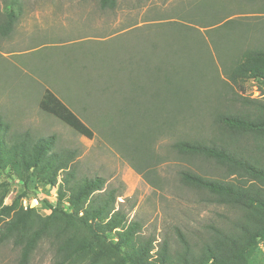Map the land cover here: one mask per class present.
I'll return each instance as SVG.
<instances>
[{
    "label": "rangeland",
    "instance_id": "obj_1",
    "mask_svg": "<svg viewBox=\"0 0 264 264\" xmlns=\"http://www.w3.org/2000/svg\"><path fill=\"white\" fill-rule=\"evenodd\" d=\"M3 4L0 0V27L7 19ZM17 6L19 20L7 35L0 30V114L9 125L6 138L24 131L34 137L55 135L54 149L73 154L76 176L102 177L104 189L119 194L117 207L141 224L144 237L154 236L155 244L166 238L171 251L178 249L176 228L191 243L204 239L209 226L220 224L228 211L183 186L178 173L191 168L218 178L226 172L171 149L181 134H208L211 119L198 97L190 102L196 125L176 126L169 133L159 122L167 108L159 96H165L161 83L180 75L186 62L212 60L216 77L208 104L220 105L214 96L231 95L222 72L231 55L264 40V26L255 25L264 24V0H117L113 9H101L98 0H19ZM226 19L231 26L223 27ZM243 85L245 96L264 99L262 81ZM46 89L68 104L92 134L52 114L43 101ZM121 90L136 92H130L128 102L114 99L112 94ZM1 178L11 184L2 204H10L22 180L10 170ZM59 185L60 177L52 185L38 178L21 205L33 202L46 214L41 203L54 205ZM19 254L11 241H0V264H20ZM53 259L54 247L44 237L26 264ZM247 263L264 264V241Z\"/></svg>",
    "mask_w": 264,
    "mask_h": 264
},
{
    "label": "trees",
    "instance_id": "obj_2",
    "mask_svg": "<svg viewBox=\"0 0 264 264\" xmlns=\"http://www.w3.org/2000/svg\"><path fill=\"white\" fill-rule=\"evenodd\" d=\"M18 1L4 0L7 19L0 27L4 35L11 31L17 18ZM98 2L101 9H113L117 0ZM231 23V19H226L222 25L229 27ZM255 25L264 26L262 21ZM231 56L222 71L231 95L214 96L222 102L218 106L208 104L214 95L209 85L216 77L212 60L201 64L186 62L180 75L167 77L161 83L165 96L158 95L167 102V108L159 122L169 133L176 132V126L196 125L195 108L190 102L198 97L211 119L208 134H181L171 142V149L187 160L211 163L226 172L217 178L191 168L179 171L183 186L206 194L211 204L228 212L221 216L220 224L210 225L206 237L197 242H189L176 228L178 249L174 251L166 238L155 244L154 236L141 234V224L128 220L117 207L119 194L104 189L102 177H77L71 166L73 154L54 149L55 135L34 137L24 131L7 139L9 125L0 114V174L10 170L22 180L14 200L4 205L2 201L11 184L5 178L0 180V241L9 240L19 248L20 264L28 262L44 237L54 247L50 264H248L253 251L264 241V99L242 92L249 79L264 83V40ZM145 88L149 92L148 85ZM130 92L121 90L112 95L126 101L130 100ZM43 101L52 114L81 132L92 134L72 108L52 91L45 90ZM80 108L86 109L83 105ZM58 177L55 204L46 200L41 203L48 210L46 214L30 204L21 205V199L28 196L30 186L38 178L52 185Z\"/></svg>",
    "mask_w": 264,
    "mask_h": 264
},
{
    "label": "crops",
    "instance_id": "obj_3",
    "mask_svg": "<svg viewBox=\"0 0 264 264\" xmlns=\"http://www.w3.org/2000/svg\"><path fill=\"white\" fill-rule=\"evenodd\" d=\"M20 10H21V9H20ZM20 16H21V15H19L18 18L14 19V21H13V25H14V23H15L17 20H19V17H20ZM49 36L52 37V36H51V33L49 34Z\"/></svg>",
    "mask_w": 264,
    "mask_h": 264
},
{
    "label": "water",
    "instance_id": "obj_4",
    "mask_svg": "<svg viewBox=\"0 0 264 264\" xmlns=\"http://www.w3.org/2000/svg\"><path fill=\"white\" fill-rule=\"evenodd\" d=\"M30 206L33 207L34 206V203L32 202Z\"/></svg>",
    "mask_w": 264,
    "mask_h": 264
}]
</instances>
